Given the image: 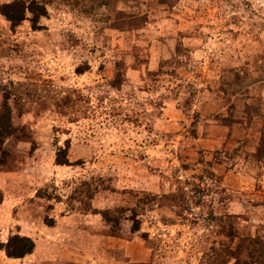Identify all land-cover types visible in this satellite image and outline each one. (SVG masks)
<instances>
[{
	"label": "rangeland",
	"instance_id": "1",
	"mask_svg": "<svg viewBox=\"0 0 264 264\" xmlns=\"http://www.w3.org/2000/svg\"><path fill=\"white\" fill-rule=\"evenodd\" d=\"M48 1L39 30L0 13V243L36 242L0 264H211L264 235V0Z\"/></svg>",
	"mask_w": 264,
	"mask_h": 264
},
{
	"label": "trees",
	"instance_id": "2",
	"mask_svg": "<svg viewBox=\"0 0 264 264\" xmlns=\"http://www.w3.org/2000/svg\"><path fill=\"white\" fill-rule=\"evenodd\" d=\"M48 0H12L0 4V13L11 23L13 29L23 24L24 21L30 20L35 30L41 28L40 21L43 17L48 16ZM83 73V69H79ZM11 96L5 95L4 113L0 116V149L3 148L7 138L17 132V128L12 123L11 110L8 100ZM56 162L58 165H73L69 157V148H60L57 153ZM1 200V199H0ZM107 221L119 224L120 218L114 217L111 211L103 212ZM136 218V217H135ZM50 226H54V221H47ZM134 229L139 231L141 228L140 221L134 219ZM228 236L233 241L237 237L234 227L230 226ZM237 247L227 245L226 248L215 250L210 258L211 264H264V235L259 232L250 234L247 237H240ZM0 248L6 252L10 258L21 259L34 253L36 242L29 236L20 234L12 235L7 242H1ZM245 256V257H243Z\"/></svg>",
	"mask_w": 264,
	"mask_h": 264
}]
</instances>
